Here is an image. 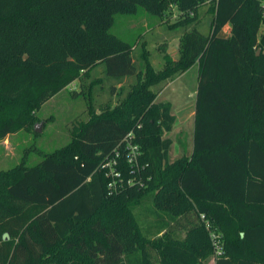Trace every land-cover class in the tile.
I'll return each instance as SVG.
<instances>
[{"label":"trees","instance_id":"obj_1","mask_svg":"<svg viewBox=\"0 0 264 264\" xmlns=\"http://www.w3.org/2000/svg\"><path fill=\"white\" fill-rule=\"evenodd\" d=\"M203 7L0 0V141L30 128L42 105L99 65L109 78H136L115 105L89 106L66 146L35 166L0 172V264H205L214 254L205 221L222 239L214 264H264V21L256 0H217L203 34L194 26ZM139 8L184 31L178 59L159 70L145 44L136 65L135 47L109 32L115 15ZM193 66L192 146L170 162L164 134L176 117L151 88ZM129 133L146 164L136 177L143 185L108 196L101 165L116 152L124 179L135 177L124 164ZM138 209L154 221L143 226Z\"/></svg>","mask_w":264,"mask_h":264},{"label":"rangeland","instance_id":"obj_2","mask_svg":"<svg viewBox=\"0 0 264 264\" xmlns=\"http://www.w3.org/2000/svg\"><path fill=\"white\" fill-rule=\"evenodd\" d=\"M207 8L205 6L199 10L197 23L194 25L203 34L208 33L210 21V15L206 13ZM173 14L177 15L175 10H173ZM175 21L174 18H169L170 24ZM190 29L192 27H189L188 30ZM109 32L135 47L131 52V57L136 65L138 64L137 58L141 51V45L145 44L149 51L151 66L155 70H159L162 66L163 57L161 58V54H165L162 48L168 47L166 42L171 44L170 46L175 52L176 48L179 49V40L184 33L182 29H168L164 22L150 16L141 8L134 15H115L114 24ZM263 33L264 25L261 26L258 35ZM229 34L230 28L226 26L222 31V36L229 37ZM135 81V77L109 78L105 74L104 65H99L91 70L87 76L71 83L42 105L35 115V123L30 128H25L0 141V172L18 166H35L46 154L66 146L72 141L73 129L79 123L88 120L89 106L98 112L105 105H115L124 97ZM163 84L165 83L155 85L151 90L159 93ZM196 88L197 67L193 66L182 74L160 98H156V102L157 99L168 101L175 108H180V111L173 108L179 112L177 114L179 123L174 125L170 133L164 134V138H169L172 141L169 153L170 162L180 157L184 150L186 153L191 150L194 117L190 116V113L191 111L194 112ZM184 113L187 114L186 117L182 115ZM36 125H40L39 133L34 131ZM145 168L146 164L142 162L140 156L133 175L135 177L125 180L122 173L119 179L115 178V175L110 177V184L108 183L106 187L108 196L119 193L125 187L140 185L142 180L136 177L138 175L140 177ZM128 169L130 168L128 167ZM141 211L138 209L136 215L143 226L154 221L150 215L145 218ZM213 258L212 255L205 261V264H213Z\"/></svg>","mask_w":264,"mask_h":264},{"label":"built area","instance_id":"obj_3","mask_svg":"<svg viewBox=\"0 0 264 264\" xmlns=\"http://www.w3.org/2000/svg\"><path fill=\"white\" fill-rule=\"evenodd\" d=\"M259 5H260V10H261V19L264 21V0H256ZM217 3V0H202V5L207 6V7H215ZM173 11V10H172ZM172 18L176 19L177 15H172ZM133 139L132 133H129L126 138L124 139V164H126L132 173H135V167L138 162V159L141 156L140 149L136 144L131 143V140ZM123 159V158H122ZM120 161H121V156L120 152H116L115 155L107 160L106 162L102 163L101 167L103 169H108V176L113 177L114 175L116 176L115 178L119 179L121 177V172L119 170L120 168ZM123 164V161H122ZM110 184V183H109ZM203 219V217H201ZM205 227L209 232L210 239L212 242V246L214 249V257H217L222 254L223 252V244H222V239L221 235L215 233L214 231L210 230V225L208 221H205Z\"/></svg>","mask_w":264,"mask_h":264},{"label":"crops","instance_id":"obj_4","mask_svg":"<svg viewBox=\"0 0 264 264\" xmlns=\"http://www.w3.org/2000/svg\"><path fill=\"white\" fill-rule=\"evenodd\" d=\"M166 44H168V47H166L165 50H164V52H163V53H165V54H164V55L161 54V58L163 57V59H162L161 61L163 62V61L166 60V59H170V60H172V61L177 60L178 57H179V51L177 50L178 48H176V51L173 52V48L170 46L171 44H170L169 42H168V43L166 42ZM181 76H182V75H181ZM181 76H179L178 78H180ZM178 78H176V79H174V80H172V81H169V82L163 84V87H162V89L159 91L157 97L160 98V97L165 93L166 90L170 89V87L175 83V81H176ZM157 102H168V101H159V100L157 99ZM169 103L172 105V113H173V115L176 117V123H175V124H178V123H179V118H178V115H177V114H179V112L176 111V110H174V109H178V110L180 111V108H175L171 102H169ZM173 108H174V109H173ZM175 111H176V112H175ZM182 115H183L184 117H186L187 114L184 113V114H182ZM190 116H193V117H194V112H193V111H191ZM213 264H214V258H213Z\"/></svg>","mask_w":264,"mask_h":264},{"label":"water","instance_id":"obj_5","mask_svg":"<svg viewBox=\"0 0 264 264\" xmlns=\"http://www.w3.org/2000/svg\"><path fill=\"white\" fill-rule=\"evenodd\" d=\"M260 53V51L258 50L257 52H256V54L258 55ZM34 131L36 132V133H39L40 132V125H36V126H34Z\"/></svg>","mask_w":264,"mask_h":264}]
</instances>
